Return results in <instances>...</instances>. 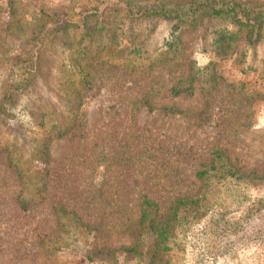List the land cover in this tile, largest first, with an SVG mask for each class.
Returning <instances> with one entry per match:
<instances>
[{"label": "rangeland", "instance_id": "rangeland-1", "mask_svg": "<svg viewBox=\"0 0 264 264\" xmlns=\"http://www.w3.org/2000/svg\"><path fill=\"white\" fill-rule=\"evenodd\" d=\"M90 3L0 0V104L3 98L7 100L5 93L15 89L19 101L28 105L41 103L54 115L65 110L66 76L61 71L65 73L71 62L67 49L74 46L75 33L70 25V32H50L40 46L34 36L42 23L56 21V14L68 13L76 19ZM105 15L107 21L115 18L108 11ZM132 24L129 33L138 35L145 53L164 50L176 31L187 44L183 68L190 59L200 66L216 63L217 84L211 93L208 118L199 120L195 114L204 107L198 89L189 97L172 96L166 89L157 98L187 107L188 114L149 109L140 102L153 78L163 77L167 86L172 83L164 67L145 73L148 79L139 90L132 86L133 75L96 77L79 107L82 127L52 140L46 200L25 213L16 206L19 181L5 157L13 144L28 153L27 136L41 143L44 128L35 125L23 134L17 125H8L1 113L0 264H151L146 253L154 241L140 222L142 200L156 202L160 217L178 196L196 194L203 196V214L199 217L190 212L174 227L167 264H264V215L246 223L244 235L225 236L229 238L215 247L209 237L220 229L213 228L212 222L217 209L239 210L263 196L264 185L215 175L203 184L197 176L200 165L211 162L215 149L225 150L242 170L264 174V31L255 45L247 44L243 33L238 53L221 58L210 51V41L203 40V34L209 36L214 27L227 24L233 28L228 21L206 20L195 28L158 18L136 19ZM8 63H14V71L5 68ZM13 74L14 81H6V75L12 78ZM25 77L29 83L23 85ZM58 200L92 226L79 238L65 234L64 238L72 240L71 246L48 255L40 251L37 242L42 233H57L52 205ZM224 235L225 231L219 238ZM137 243L141 255L125 249Z\"/></svg>", "mask_w": 264, "mask_h": 264}, {"label": "trees", "instance_id": "trees-1", "mask_svg": "<svg viewBox=\"0 0 264 264\" xmlns=\"http://www.w3.org/2000/svg\"><path fill=\"white\" fill-rule=\"evenodd\" d=\"M90 2L91 5L81 11L78 18H72L68 13H58L56 21L51 24L42 23L34 36L36 45L40 46L50 32H70L67 28L70 25L75 33L73 41L75 39L76 41L74 44L71 43L74 46L67 49L72 55L71 62L65 73L64 70L61 71L66 76L63 80L64 95L67 97L65 110H60L54 115L41 103L28 105L19 101L15 89H9L4 95L7 100L3 98L0 104V114H3L8 125H17V128L23 130V134H27L35 125L44 128L41 143L30 135L27 136L26 144L31 149H27L28 153L22 152L18 145L13 144L5 157L8 167L15 172L19 181L15 195L16 206L25 213L33 211L39 203L46 200L52 140L62 137L69 130H79L82 127V114H78L79 107L84 102V93L94 85L96 77L103 79L118 74L133 75L132 86L139 90L148 79L144 76L145 73L155 67H164L168 69L172 83L167 86L161 80L163 77L153 78L148 90L141 95L140 102L149 109L161 108L168 112L188 114L187 107L160 102L157 98L161 97L166 89L172 96L185 97L193 96L198 89L203 97L204 107L195 114L199 120L208 118L211 93L217 84L216 63L209 62L205 66H200L194 59H190L187 68H183L187 44L176 31L171 34L164 50L145 53L138 35L129 33L132 31L134 20L141 18L175 20L179 26L187 28H195L206 20L212 23L228 21L233 28L227 24L214 27L209 36L203 34V40L210 41L208 45L211 47L210 51L221 58L230 57L237 51V44L243 33L246 43L255 45L261 40L264 31V1L252 3L246 0H90ZM107 11L109 14H115V18L107 21L108 17L105 15ZM207 48L209 47L203 45V49L208 50ZM240 56L242 53H239ZM14 66V63H8L5 68L14 71ZM13 77L14 74L12 78L6 75V81H14ZM26 79L25 77L23 85L29 83ZM211 159L210 163L200 165L197 171V176L203 184L210 182L211 176L215 175L250 179L264 185V174L242 170L237 161L230 159L223 149H215ZM202 199L203 196L198 194L178 196L168 212L160 217L156 202L147 198L142 200L140 222L142 228H147V232L153 235L154 241L153 247L146 253L151 264L168 263L170 251L173 249L170 240L174 227L190 212L193 216L199 214L201 217ZM52 213L58 222L57 233H42L37 242L40 251L48 255L65 246H71L73 242L64 238L65 234L79 238L82 231L91 230L92 225L61 200L52 205ZM262 215L264 195L239 206L237 211H227L225 206L222 210L217 209L212 222L216 225L213 228L220 229L209 236L213 242L211 246L219 245L223 238L244 235L246 223ZM224 231L225 235L222 239L219 238ZM138 247L137 243L125 249L132 254L138 252L136 254L141 255Z\"/></svg>", "mask_w": 264, "mask_h": 264}]
</instances>
